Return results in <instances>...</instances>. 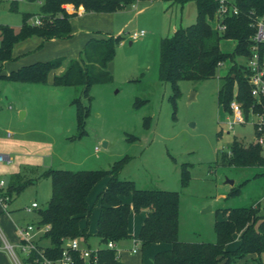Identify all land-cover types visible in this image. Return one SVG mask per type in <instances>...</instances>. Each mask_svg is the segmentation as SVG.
<instances>
[{"label":"rangeland","instance_id":"1","mask_svg":"<svg viewBox=\"0 0 264 264\" xmlns=\"http://www.w3.org/2000/svg\"><path fill=\"white\" fill-rule=\"evenodd\" d=\"M40 1L18 0L16 10L10 9V0L0 2V25L16 29L25 13L32 14L27 20L31 24L40 11ZM144 5L116 10L114 33L123 28L124 43L115 49L111 79L91 86L90 101L82 86L0 77V153L13 160L9 165L0 164V177L10 178V168L21 183L31 181L7 202L4 216L9 226L37 222V210L46 206L51 195L50 179L43 175L50 164L70 170H109L124 159L117 174L120 179L132 180L140 188L179 193V237L194 242L215 241L214 222L224 218V209L264 204V166L234 167L222 162L234 140L247 145L255 136L249 120L230 128V114L218 103V91L231 61L218 66L213 77L178 81L179 93L174 98L171 83L157 75L159 43L173 34L174 27L195 21V3L188 0L181 6L155 1ZM141 7L143 14L135 16ZM93 17L86 19V27L95 26ZM139 30L144 36L131 40L129 34ZM233 47L234 41L220 40L223 52H231ZM25 62L16 61L5 68L0 64V75ZM233 62L246 63V59L235 56ZM75 98L89 112L82 129L76 121ZM4 130L12 132L11 139L1 136ZM17 140L21 143L16 144ZM13 144L16 151H7ZM182 164L189 171L186 186L181 185ZM232 187L238 192L229 194ZM32 201L39 206L27 212L25 207ZM89 202L92 211L95 197ZM235 238L230 249L236 248ZM8 242L13 243L11 239ZM3 248L17 264L5 243ZM14 251L26 264L20 249L15 246ZM253 258L245 255L234 264H255ZM137 259L131 262L135 264ZM260 260L264 264V253Z\"/></svg>","mask_w":264,"mask_h":264},{"label":"trees","instance_id":"2","mask_svg":"<svg viewBox=\"0 0 264 264\" xmlns=\"http://www.w3.org/2000/svg\"><path fill=\"white\" fill-rule=\"evenodd\" d=\"M35 1V0H29ZM135 0H41L38 16L40 24L27 22L32 14L22 16L20 28L15 32L8 25H0V61H10L15 43L31 36L39 37L42 42L71 36L69 14L63 7L72 4L82 6L87 12L111 13ZM168 3L184 4L188 0H164ZM196 7L195 21L179 27L171 36L162 37L159 43L157 75L161 80L169 81L178 95V81L201 80L213 77L218 63L231 61L228 72L223 77L218 91V103L230 114L229 104L233 98L242 103L246 114L248 107L254 103L247 82V71L243 63L233 62L234 57H247L251 54V38L255 34L253 25L256 17L264 16V0H232L237 13L218 14L217 0H193ZM18 0H12L10 9H17ZM217 24L224 30L219 32ZM234 41L231 52H223L220 40ZM124 40L122 34L90 39L77 59H70L65 70L54 75V86H82V93L89 97L92 85L104 83L111 79L107 65L112 61L115 49ZM260 53L264 57V43L260 44ZM63 61L57 57L23 65L7 75H0L12 81L26 83H46L48 74L57 69ZM76 107V121L83 128L88 109L79 99L72 101ZM264 106V96L261 98ZM261 109V106H257ZM229 155L222 157V162L234 167L264 166V155L254 143L234 140L230 145ZM124 159L116 162L109 170H70L49 168L44 176L51 182V195L46 206L37 210V225L49 228L36 241L49 258L59 257L64 241L88 238L86 228H81L80 220L89 215L91 210L87 197L100 179L108 176L103 190L98 194L100 213L97 219L96 236L99 246L96 249L97 264H122L116 251L106 247L108 241L115 243L131 237L128 231V217L131 211L145 212L144 221L138 233L140 247L151 243H168L170 248L156 252L152 264H234L247 254H256L255 264H262L260 255L264 253V204L234 207L223 210L224 218L214 222L216 239L214 242L181 241L178 239L179 193L164 189L137 187L135 182L120 179L117 174ZM189 179L187 165L181 166V185L186 186ZM30 180L21 183L18 175L12 174L1 196L10 201L12 194H18ZM238 192L232 187L229 194ZM130 196L131 203L123 201ZM239 234V244L235 249L226 246ZM74 264H85L76 252H73ZM36 253L24 257L26 264H39L35 261Z\"/></svg>","mask_w":264,"mask_h":264},{"label":"crops","instance_id":"3","mask_svg":"<svg viewBox=\"0 0 264 264\" xmlns=\"http://www.w3.org/2000/svg\"><path fill=\"white\" fill-rule=\"evenodd\" d=\"M12 1V0H11ZM155 1H162L165 2L164 0H135L134 2L128 4L134 6V4H151ZM232 1V0H229ZM126 5V6H128ZM146 6V5H144ZM183 6V4L181 5ZM64 9L69 13L72 14V16L70 17L69 21H70V25H71V30H72V34L70 37L65 38V39H57V38H52L46 41H43L37 37V36H31L29 38H26L22 41H19L17 43L14 44L13 49L15 48V46L17 47V52H15V54L13 53V49H12V57L13 59L11 61H5V62H0V64L2 66L10 64L16 62V61H21L26 59V62L23 64H18L16 67L11 68L10 70H5L4 72L6 73V75L12 71V70H16L19 67L23 66V65H28L37 61H45V60H49V59H53V58H57V57H62L63 61L61 63V65L51 71L48 74V79H47V83L48 84H52V79L54 77V75H59L61 74L66 66L67 63L70 59H77L81 53V51L83 50V48L85 47V45L87 44V42L92 39V38H102V37H106L109 35H118V34H122L123 28H119V30H117L116 33H114V29H115V25L117 22V12L120 11H116L113 13H107V12H87L84 10V8L82 6L79 7H74L72 4H64L63 5ZM125 7V6H124ZM136 7V6H135ZM136 9V8H134ZM143 7L139 8L138 10L136 9V13L135 16L141 15L143 14ZM90 16H94L93 18L96 19L97 22H95V26H89L86 27L85 25H87L86 23V19H88V17ZM110 16V17H109ZM196 16V14H195ZM20 26L16 29H13L15 32H17L19 30ZM176 28H173V33L175 32ZM161 38V36H160ZM0 39H1V33H0ZM124 40L121 41L119 43V45H123ZM130 44L132 43V41L129 42ZM39 52V54L35 55L33 57V54L36 52ZM112 63V61H110L107 65V69L110 71V64ZM5 68V66H4ZM1 136L5 139V140H9L11 139V137H7L4 133V131H2ZM17 143H21L20 141H16ZM16 146L15 144L12 145L11 148H9V150L7 151H16L15 150ZM10 158L9 162H0V164H5V165H9L10 163H12V158L9 156V154H5ZM48 169L49 168H53V166L50 164L49 166H47ZM10 175L14 174L15 171L9 168ZM7 176V175H6ZM107 178H103L100 179L97 183H95V185L93 186V188L91 189L90 193L88 194L87 197V203L91 208L89 199H91V197H95V207H93L92 211L90 210L89 215L85 218H82L80 220V226L81 228H86L87 230V234H88V238L83 241V240H79L80 245L82 246H86L89 248H94L92 247L90 244L94 245L95 248H98L99 246V239L96 236V225H97V219L99 217V213H100V203L97 201V197L98 194L103 190V188L105 187L107 181H108V176H106ZM0 179H5V184L8 183V178L4 176L0 177ZM231 187V186H230ZM124 202L126 203H131V197L130 196H126L122 198ZM32 202H36V201H32ZM31 202V203H32ZM37 203V202H36ZM38 205V203H37ZM39 206V205H38ZM37 206V207H38ZM7 209V204L6 206L2 205L0 203V264H13L12 263V259L9 255V253H6V251H4V243H9L8 240H12L13 243L12 244H16L18 242V235H17V227L18 225L16 223L18 222H13L12 225H8L4 213L6 212ZM33 211V210H32ZM30 211V212H32ZM145 218V212L139 211V212H133L131 211L128 217V231L131 235V237L127 238V239H123L120 240L119 242L115 243L118 251V256H119V261L122 264H133L131 261L135 259V257H138L137 261L135 264H152L153 263V259H154V255L156 252L159 251H163V250H167L170 248V244L168 243H151L146 245L145 247H140V245L137 246V250L136 252H132L131 249L133 247V243L135 241L138 240V233L140 230V227L144 221ZM3 221V226H1V222ZM37 221V220H36ZM27 223H33V222H27ZM25 223V224H27ZM37 223V222H36ZM24 224V225H25ZM23 226V225H21ZM14 228V229H13ZM13 229V231H12ZM16 231V232H15ZM235 244H239V235L236 234L235 235ZM178 239L181 241H189L187 239H182L179 237V233H178ZM191 241V240H190ZM213 241V240H212ZM11 244V243H10ZM236 245V246H237ZM230 244H227V248L230 249ZM247 256H253L254 258L257 257L256 254H247ZM253 258V259H254Z\"/></svg>","mask_w":264,"mask_h":264},{"label":"built area","instance_id":"4","mask_svg":"<svg viewBox=\"0 0 264 264\" xmlns=\"http://www.w3.org/2000/svg\"><path fill=\"white\" fill-rule=\"evenodd\" d=\"M8 0H0L4 2ZM11 1V0H10ZM219 3L218 14L222 17L225 13H237V8L232 5L229 0H217ZM31 24L38 25L40 24V17L38 15L32 18ZM256 31L252 36V47L251 54L247 57L246 63L244 62V69L247 71V82L250 85V95L254 99V103L248 107L247 113L243 111L242 103L239 102L236 98H233L229 104L230 107V117L231 119L228 122L229 127L231 128L234 123H244L246 121H251L254 127L255 136L253 143L257 144L261 152L264 155V106L261 104V98L264 96V57L260 53V44L264 43V16L256 17L253 23ZM217 30L222 32L224 30L223 26L217 24ZM145 32L139 30L132 34H129L131 40L141 39ZM222 63L219 62L218 66ZM261 106V109H258L257 106ZM4 133L7 137L12 136V132L9 130H4ZM10 158L0 153V162H9ZM5 187L4 179H0V190ZM8 201L7 196L0 195V203L6 206ZM37 203L32 202L29 206L25 207L27 212L32 211L37 208ZM49 228L48 225H37L36 223H27L23 226L17 227L18 242L16 244L5 243V247L10 251L17 264H22L21 260L18 259L14 247L16 246L25 257H28L33 252L36 253L35 261L39 264H74L73 252H76L80 259L85 264H97L96 249L89 248L86 246L80 245L78 238H70L64 241L62 251L59 257L49 258L45 255L42 248H38L36 241ZM131 249L132 252H136L137 246L140 245L139 241L133 243ZM106 247L114 249L116 251V256H118V249L115 242L108 241Z\"/></svg>","mask_w":264,"mask_h":264},{"label":"water","instance_id":"5","mask_svg":"<svg viewBox=\"0 0 264 264\" xmlns=\"http://www.w3.org/2000/svg\"><path fill=\"white\" fill-rule=\"evenodd\" d=\"M229 183H230V184H232V183H233V181H230Z\"/></svg>","mask_w":264,"mask_h":264}]
</instances>
